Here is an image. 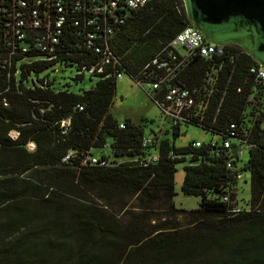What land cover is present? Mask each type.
I'll list each match as a JSON object with an SVG mask.
<instances>
[{
    "label": "trees",
    "instance_id": "trees-1",
    "mask_svg": "<svg viewBox=\"0 0 264 264\" xmlns=\"http://www.w3.org/2000/svg\"><path fill=\"white\" fill-rule=\"evenodd\" d=\"M186 25L180 0H150L129 12L109 48L121 55V65L133 75ZM224 50L209 93L203 75L218 60L195 56L178 78L188 88L199 87L206 108L198 127L218 140L229 122L241 125L244 108L245 123L258 106L255 95L247 104L250 88L264 87L247 75L254 65L248 56L234 46ZM47 66L40 61L25 65L21 78ZM46 85H19L18 94L11 79L0 78V97L7 102L6 107L0 104V264H264L261 116L249 129L241 126L247 131L244 160L242 155L236 159L234 143L228 149L216 143L176 148L163 138L154 164L90 166L82 158L105 143L109 151L104 154L115 158L142 153L141 126L125 119L124 128H117L109 113L112 75L80 93ZM66 118L69 129L62 134L58 122ZM172 128L175 138L179 133ZM9 131L17 132L14 139L7 136ZM68 152L75 155L61 162ZM184 158L180 192L199 196L189 210L172 203L174 166ZM240 172L249 175V210L231 212L222 197Z\"/></svg>",
    "mask_w": 264,
    "mask_h": 264
},
{
    "label": "built area",
    "instance_id": "built-area-1",
    "mask_svg": "<svg viewBox=\"0 0 264 264\" xmlns=\"http://www.w3.org/2000/svg\"><path fill=\"white\" fill-rule=\"evenodd\" d=\"M150 0H0V78L6 82L12 80L14 89L19 94L21 85L24 89L36 87L46 88L47 80L32 79L25 73L21 78L22 68L32 63L45 62L47 68L42 70L56 71L57 66L75 65L82 77L87 74L89 78L101 79L110 75L116 80L126 74L140 88H146L150 100L158 107L164 121L169 123V132L176 127L179 133L180 126H200L206 101L198 96V88H188L179 81L180 74L187 67L190 60L198 56L207 60H218L216 67L210 65L204 72L203 81L212 87L214 75L220 68V58L225 55L222 45L207 42L202 35L190 24L180 29L166 44L148 60L133 75L126 73L121 65V55H113L109 48L110 38L115 30L123 24L130 11H136ZM72 56H77L79 62H74ZM89 58L88 60H86ZM229 56V60H230ZM213 64V63H212ZM108 65V66H107ZM109 67V71H105ZM252 81L264 86V68L258 64L246 69ZM30 82V86H26ZM51 85V83H50ZM52 86V85H51ZM53 87V86H52ZM62 90L59 88L57 91ZM264 87L258 90L254 86L247 95V104L254 101L264 102ZM238 91V90H236ZM206 93V95L208 94ZM255 93V94H254ZM2 107L7 106L4 97H0ZM248 107V105H246ZM80 111L82 107L76 106ZM245 109L240 116V126L229 122L223 131L219 132L220 139L207 142L211 147L216 143L224 149L230 148L234 143V155L240 159L242 152L248 144L245 141L246 132L241 127L244 123ZM250 116H245L249 118ZM58 128L63 134L69 129L68 118L58 122ZM117 128H124L122 121H117ZM15 131H9L7 136L14 139ZM164 137L156 135L141 136L139 145L141 152L137 156L115 158L109 151L107 143L98 150L99 155L93 156L87 152L81 163L106 167L119 163L121 158L129 159L125 163L138 166L154 164L158 159L157 146ZM205 143V144H207ZM202 143L191 142V148H199ZM33 148L32 144H27ZM31 150V149H30ZM75 152H68L61 162L73 157ZM101 155V156H100ZM111 156V158H108ZM168 157L173 158L169 152ZM230 167V163L226 164ZM239 174L234 179H238ZM227 202V196L222 197ZM231 212H236L230 209Z\"/></svg>",
    "mask_w": 264,
    "mask_h": 264
},
{
    "label": "rangeland",
    "instance_id": "rangeland-1",
    "mask_svg": "<svg viewBox=\"0 0 264 264\" xmlns=\"http://www.w3.org/2000/svg\"><path fill=\"white\" fill-rule=\"evenodd\" d=\"M78 73L75 65L72 66H57L56 71L48 69L38 74H30L32 79H46L54 88L66 89L69 92L80 93L92 86L96 79L89 78L84 74L82 79L74 80ZM75 81V82H74ZM30 86V82L25 84ZM109 113L116 121L128 119L135 125L141 126L145 136L156 135L159 138L164 137L176 148L184 147L188 143L197 141L205 144L210 140H217V136H213L210 132L202 130L200 127L187 125L180 126L179 134L172 138L169 132V123L164 121L158 107L150 100L146 93V88H140L126 74L115 80V89ZM264 121V102L259 103L256 109L251 113L250 117L245 121L244 126L250 128L255 124L258 117ZM32 149L30 146L26 147ZM106 153V150L102 151ZM100 151L93 150L90 154L93 156L99 155ZM246 150L243 151L242 160L246 158ZM108 158H111L109 156ZM129 159L121 158L116 162H128ZM187 164L186 158L184 161L175 164V172L173 174V191L172 203L175 208L184 210L194 209L198 202L199 196H186L180 192V185L183 177V167ZM238 165V164H237ZM249 175L240 172L239 178L235 179L234 184L226 188V194L229 197L228 204H231L232 209L236 212H244L249 210L248 206V187Z\"/></svg>",
    "mask_w": 264,
    "mask_h": 264
},
{
    "label": "water",
    "instance_id": "water-1",
    "mask_svg": "<svg viewBox=\"0 0 264 264\" xmlns=\"http://www.w3.org/2000/svg\"><path fill=\"white\" fill-rule=\"evenodd\" d=\"M188 24L209 43L234 46L264 68V0H180Z\"/></svg>",
    "mask_w": 264,
    "mask_h": 264
}]
</instances>
